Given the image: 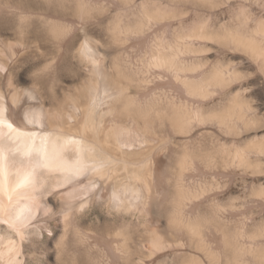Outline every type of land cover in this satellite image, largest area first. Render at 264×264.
Returning a JSON list of instances; mask_svg holds the SVG:
<instances>
[{
    "label": "bare ground",
    "instance_id": "6f19581e",
    "mask_svg": "<svg viewBox=\"0 0 264 264\" xmlns=\"http://www.w3.org/2000/svg\"><path fill=\"white\" fill-rule=\"evenodd\" d=\"M0 264H264V0H0Z\"/></svg>",
    "mask_w": 264,
    "mask_h": 264
},
{
    "label": "rangeland",
    "instance_id": "374dc122",
    "mask_svg": "<svg viewBox=\"0 0 264 264\" xmlns=\"http://www.w3.org/2000/svg\"><path fill=\"white\" fill-rule=\"evenodd\" d=\"M91 223L95 224V221H90Z\"/></svg>",
    "mask_w": 264,
    "mask_h": 264
}]
</instances>
